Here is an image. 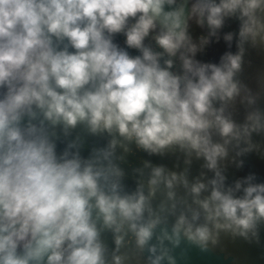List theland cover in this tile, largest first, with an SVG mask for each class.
<instances>
[{"label":"clouds","instance_id":"9594fccd","mask_svg":"<svg viewBox=\"0 0 264 264\" xmlns=\"http://www.w3.org/2000/svg\"><path fill=\"white\" fill-rule=\"evenodd\" d=\"M251 51L264 0H0V264L261 245L264 180L234 175L264 159Z\"/></svg>","mask_w":264,"mask_h":264},{"label":"water","instance_id":"95a60500","mask_svg":"<svg viewBox=\"0 0 264 264\" xmlns=\"http://www.w3.org/2000/svg\"><path fill=\"white\" fill-rule=\"evenodd\" d=\"M225 50L223 41L213 44L208 50L206 59L217 60L219 55ZM251 61L250 66L246 67L244 79L255 86L256 75L264 71V53L251 51L247 57ZM141 155L129 157V163L136 165L139 163ZM157 163H165L172 166L173 159L163 161L156 160ZM254 172L259 178L264 180V159L256 157L250 158V162L243 171L235 173V176H243L247 172ZM181 264H264V232H262L261 245H249L241 240L233 241L224 237L221 244L210 253L204 254L196 249H190L186 252Z\"/></svg>","mask_w":264,"mask_h":264}]
</instances>
